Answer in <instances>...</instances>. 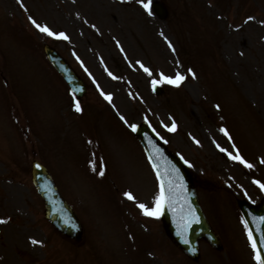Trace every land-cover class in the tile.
Returning a JSON list of instances; mask_svg holds the SVG:
<instances>
[{"label": "rangeland", "instance_id": "obj_1", "mask_svg": "<svg viewBox=\"0 0 264 264\" xmlns=\"http://www.w3.org/2000/svg\"><path fill=\"white\" fill-rule=\"evenodd\" d=\"M159 1L164 21L139 0H22L24 7L0 0V219L8 221L0 224V264H231L228 252L239 254L232 264H256L236 199L264 196L252 178L256 168L264 182V0ZM29 16L69 39L40 33ZM45 43L85 81L82 112L45 61ZM160 72L186 79L180 87L159 84L164 92L157 97L150 88ZM173 120L177 130L169 132L164 125ZM140 121H149L195 170L199 197L228 257L201 242L200 260L189 261L167 242L160 219L138 208L159 195L156 176L129 135ZM237 150L253 168L229 158ZM32 160L49 168L75 206L84 228L80 244L44 220L30 180Z\"/></svg>", "mask_w": 264, "mask_h": 264}, {"label": "water", "instance_id": "obj_2", "mask_svg": "<svg viewBox=\"0 0 264 264\" xmlns=\"http://www.w3.org/2000/svg\"><path fill=\"white\" fill-rule=\"evenodd\" d=\"M159 13L158 9L156 8ZM47 57L51 60L54 67L69 81L71 74L67 67L57 58V55L45 47L44 51ZM71 85L75 82L70 81ZM138 140L144 145L148 152L151 162L159 166L160 173L170 172L171 176H165V182L172 180L175 184L173 195L175 197L172 207H165L164 214L161 216L167 236L174 242L184 253L192 259H197L198 248L197 241L200 237L206 238L213 246L218 247L219 242L211 232V229L206 222L203 214L200 212L196 197L195 186L192 182L186 167L181 161L173 155L164 152V148L150 134L147 129L141 125L134 131ZM36 162L32 163V181L37 192L41 195L45 203V216L55 226V228L67 237L80 241L81 225L77 220L70 206L60 198V195L54 186L50 175L42 166ZM157 172V171H156ZM183 183V190L180 188ZM245 219L248 222L249 228L261 248V255H264V222L259 220L264 217V202L260 207L249 206L245 203L240 205ZM191 209V211H190ZM184 224L188 227L185 230ZM187 240L186 244L184 241ZM193 249L195 251H193Z\"/></svg>", "mask_w": 264, "mask_h": 264}, {"label": "snow or ice", "instance_id": "obj_3", "mask_svg": "<svg viewBox=\"0 0 264 264\" xmlns=\"http://www.w3.org/2000/svg\"><path fill=\"white\" fill-rule=\"evenodd\" d=\"M18 2L21 3V7H24L22 0H18ZM139 3L142 5V7L148 11V13L151 15L152 12V0H139ZM253 17H248V20H252ZM29 20L31 21V23L34 25V27L42 34L48 36V37H52L55 39H63V40H68L69 36L65 33V32H57L54 31L51 27H49L46 24H41L39 22H37L33 17L29 16ZM264 23V22H262ZM119 43V42H117ZM169 48H173V45L171 44V42L169 41L168 43ZM174 50V48H173ZM121 51H123V48H121ZM77 59H79V57H77ZM137 64H139L140 68L148 75V76H153V72L150 68L146 67L142 62L137 61ZM85 71H88L87 68H85ZM188 72L191 73L192 78H195L196 74L195 72H193L192 69H188ZM89 75H91L89 73ZM108 75L110 77H112L113 79H119L118 77H116L111 71L108 72ZM186 77L184 74L177 72L174 76H169L166 75L163 72L159 73V79H153L151 81L153 89H155L157 87V85L159 84H163V83H167L169 85L175 86V87H180L181 84L185 81ZM94 83L95 80H93ZM97 89L100 90V94L101 96L104 97L105 100H107L109 103H112V95L111 93H106L104 92L102 89H100L99 84L96 85ZM217 108H219L220 106L217 105ZM74 110L76 112H82L83 109L81 107V103L79 100H74ZM121 120H124L125 123H127V121L125 120V118L123 116L120 117ZM131 129L133 131L137 130V126L135 124L130 125ZM164 127L167 129V131L169 132H175L177 130V124L176 122L173 120L171 125H167L165 124ZM221 131L224 132V134L226 136H229V133L227 131V129L225 128H221ZM229 139H231V137L229 136ZM194 142L196 144H199L200 141L196 140L195 138H193ZM218 148H220V145H217ZM235 147V145L233 146ZM220 150L226 151L223 148H220ZM229 158L237 161L241 164H243L245 167L251 169L254 167V165L250 162H248L237 150L235 154H233L232 152H228L227 153ZM185 163H188L187 161H185ZM261 163H264V160H261ZM37 167H40V165H36ZM153 167L157 170V178L160 180V191H159V195L156 196L154 203L152 206H149L145 203H138L137 206L138 208L141 210L142 214L146 217H150L153 219H159L163 214H164V209L165 207H172L173 206V201L175 199L174 195H173V190L175 188V184L172 180H168L167 181V186H166V182H165V176H171L170 172H165V173H160L159 171V166L156 164H153ZM100 175H103V172L100 173ZM253 183L256 184L261 191H264V182H261L260 180H253ZM180 188L181 190H183V183L181 182L180 184ZM124 195L127 197V199L129 200H135L136 198L134 197V195L131 192H125ZM245 195H247V193H245ZM191 211V209H190ZM259 220L261 222H264V217H260ZM7 220L4 219H0V224H4L7 223ZM242 223L245 226V230L247 231V235H248V240L251 244V248L252 251L254 253L253 259L255 260L256 264H264V255H261V248L258 246L257 241L253 235V232L251 229H249L248 227V222L246 220H242ZM184 229L186 230L188 225L184 224ZM186 244L188 243L187 240L184 241ZM31 243L34 245H40L42 244V241L36 240V239H31ZM261 243H264V240L261 241ZM193 251H195L193 249Z\"/></svg>", "mask_w": 264, "mask_h": 264}]
</instances>
